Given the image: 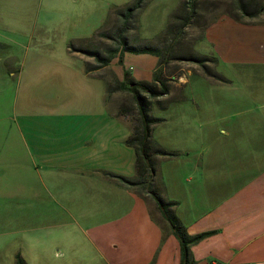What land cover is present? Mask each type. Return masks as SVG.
Instances as JSON below:
<instances>
[{
  "label": "rangeland",
  "instance_id": "obj_1",
  "mask_svg": "<svg viewBox=\"0 0 264 264\" xmlns=\"http://www.w3.org/2000/svg\"><path fill=\"white\" fill-rule=\"evenodd\" d=\"M184 1L189 0H145L125 34L129 46L159 47L167 58L160 65L161 58L151 54L122 53L111 38L125 21L119 12L136 0H0V19L6 18L0 20V144L8 140L18 150L31 148L36 182L44 165L34 146L55 156L91 115L107 117L109 152L131 129L130 120L119 114V106L134 105L131 95L119 90L106 103L86 73L87 67L104 65L86 62L84 50L112 57L102 71L107 96L108 82L153 83L161 71L170 91L152 102L150 114L163 121L152 128L151 140L169 153L201 130L208 133L205 143L214 145L226 139L224 130L247 127L249 115L264 113V15L242 16L234 0H198L195 17L186 24ZM103 32L107 38L100 36ZM196 57L214 62L188 60ZM254 84L258 87H250ZM258 148L264 153L263 145ZM60 203L53 207L68 226L15 222L10 237L0 238V264H16L18 255L27 264H107L106 251L92 247L87 231Z\"/></svg>",
  "mask_w": 264,
  "mask_h": 264
},
{
  "label": "crops",
  "instance_id": "obj_2",
  "mask_svg": "<svg viewBox=\"0 0 264 264\" xmlns=\"http://www.w3.org/2000/svg\"><path fill=\"white\" fill-rule=\"evenodd\" d=\"M94 59L89 55L85 60ZM104 70L106 64L87 67L86 73L105 98ZM260 98L264 102V95ZM121 116L130 120L131 129L114 140V151L107 148V117L94 115L55 156L53 150L34 146L44 165L35 171L39 183L33 178L31 148L18 150L8 140L0 144L1 239L24 219L68 226L53 207L62 201L73 223L87 231L92 247L106 251L107 264H181L180 242L157 203L112 178H132L136 172V149L127 143L133 123ZM224 131L226 141L207 145L208 133L201 130L184 146L168 150L175 156L159 157L155 189L163 201L173 203V215L190 236L212 233L191 246L195 264H264V153L258 148L264 140H257L264 137V113L249 115L247 127ZM195 141L200 146H191Z\"/></svg>",
  "mask_w": 264,
  "mask_h": 264
},
{
  "label": "trees",
  "instance_id": "obj_3",
  "mask_svg": "<svg viewBox=\"0 0 264 264\" xmlns=\"http://www.w3.org/2000/svg\"><path fill=\"white\" fill-rule=\"evenodd\" d=\"M145 0H136V3L133 4L125 11H120L119 15L122 16L125 21L124 24L119 27L114 33V37L118 40L119 45L122 49V53L126 51L151 54L161 58L160 65L166 63L167 58L164 56L166 54L162 53V50L159 47L153 46H142L135 47L129 46L125 34L130 30V21L132 20L135 12L138 9L142 8ZM235 7L238 9V12L242 16L248 18H255L261 15H264V3L261 4L258 0H234ZM198 0H189L183 2V8L187 11L188 16L183 19L184 23L189 24L193 21L195 14L197 12ZM176 18L180 19V16ZM208 27V25L206 26ZM102 38H107L106 33H101ZM80 51V50H75ZM85 53L89 54L91 57H94L97 61L101 62L103 65H109L112 57L103 58L99 52L84 50ZM112 52H118L117 49H114ZM188 60H193L200 64H206V62H214L213 59L209 57H196L188 58ZM123 62V59L121 60ZM126 75H128L126 73ZM126 91L132 97L133 106H119V114L128 116L133 119V134L127 141V143L136 149V172L132 178L120 177L112 175V178H115V181L127 188L136 189L140 193L148 194L158 205L162 215L169 222L174 235L180 242L182 249V262L181 264H195V261L191 259L190 248L194 244L201 242L203 239L211 236L212 233H203L196 236H190L185 227L176 219L173 215L171 208L173 203H166L159 196L158 192L155 189V177L157 173V161L158 157H169L174 156L173 153H169L155 144L151 140L152 128L160 124L163 120L156 118L150 114L152 102L154 99L167 96L170 91V87L165 83L161 78V71L155 73L154 82H130L128 84L121 82L117 85L107 83V100L112 99L113 94L116 91ZM16 264H27L26 261L20 256H17Z\"/></svg>",
  "mask_w": 264,
  "mask_h": 264
}]
</instances>
